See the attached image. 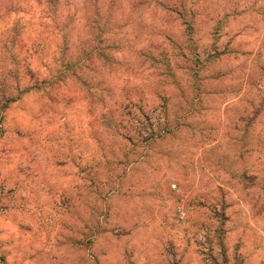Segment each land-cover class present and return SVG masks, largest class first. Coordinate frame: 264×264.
Listing matches in <instances>:
<instances>
[{"label":"rangeland","instance_id":"rangeland-1","mask_svg":"<svg viewBox=\"0 0 264 264\" xmlns=\"http://www.w3.org/2000/svg\"><path fill=\"white\" fill-rule=\"evenodd\" d=\"M0 264H264V0H0Z\"/></svg>","mask_w":264,"mask_h":264}]
</instances>
